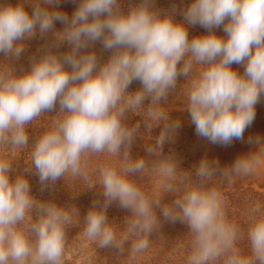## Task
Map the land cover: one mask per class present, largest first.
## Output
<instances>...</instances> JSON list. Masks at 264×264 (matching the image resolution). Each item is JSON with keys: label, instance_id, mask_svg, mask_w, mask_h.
<instances>
[{"label": "clouds", "instance_id": "obj_1", "mask_svg": "<svg viewBox=\"0 0 264 264\" xmlns=\"http://www.w3.org/2000/svg\"><path fill=\"white\" fill-rule=\"evenodd\" d=\"M72 2L77 6L71 17L59 9L61 0H33L31 14L23 4L0 6L4 58L19 60L26 41L52 36L42 55L31 58L28 71L0 73V147L28 146L27 126L59 101L62 118L32 147V167L42 185L65 174L82 175L86 153L116 155L122 146L127 148L136 130L122 124L126 111L139 109L145 101L155 106L166 100L181 77L190 79L188 113L197 136L225 145L243 139L264 95V0H191L179 10L157 9L155 0L130 3L126 10L121 0ZM177 11L181 21L175 19ZM56 22L62 30H54ZM197 25L207 34L189 38L188 28ZM221 26L225 36L216 35ZM97 42L111 53L102 64L90 50ZM64 45L68 51L59 52ZM233 64L243 65V73ZM133 81L141 87L128 94ZM179 127L178 122L166 125L156 149L149 151L162 149ZM250 142L264 152V139ZM124 155L127 159V150ZM262 162L260 155L240 158L233 168L247 174ZM144 166L138 159L122 172L114 167L100 170L105 203L99 209L94 205L85 217L87 239L100 247L123 242L105 213L113 201L132 212L129 235L153 230L157 220L152 202L126 178ZM12 171L10 161L0 158V264H62L70 214L55 204L37 202L26 176L11 180ZM162 172L171 177L174 168L164 165ZM197 174L210 175L208 164L202 162ZM33 209L37 219L28 223ZM162 213L167 220L187 224L193 235L187 264H215L225 256L224 264H264V217L248 231L251 257L242 256L236 248L237 228L226 221L218 192L193 188ZM148 244L147 238H140L132 251L141 252Z\"/></svg>", "mask_w": 264, "mask_h": 264}, {"label": "trees", "instance_id": "obj_2", "mask_svg": "<svg viewBox=\"0 0 264 264\" xmlns=\"http://www.w3.org/2000/svg\"><path fill=\"white\" fill-rule=\"evenodd\" d=\"M179 87L178 84V88L175 87L174 90L181 89ZM138 89L139 87H134L131 94ZM152 107L150 101H145L139 109L126 111L122 124L128 129L136 130L131 144L127 148L122 146L120 153L116 155L107 152L84 154L81 158L82 175L72 176L69 173L55 183L42 185L32 167L33 145L53 127L54 121L62 118L59 101L54 109L43 113L27 126L28 146L21 149L5 147L6 154L0 153L2 156L0 158L7 159L12 165L13 171L9 174L11 180L17 175H25L30 184V194L37 202L55 204L70 214V223L65 226L66 242L62 264H187L188 256L192 251L193 235L187 224L179 220L172 222L165 219L162 208L174 207V202L193 188L202 191L214 190L220 194L226 221L234 225L238 231L236 248L242 256L251 257L248 231L258 219L264 217V179L249 181L243 187L227 188L218 182L213 184L206 179V176L196 175L200 166L197 163L198 153L194 155L186 153L183 157L184 161L176 165L172 164L173 159L170 161L165 159L164 156L168 154L166 140L162 149L156 150L157 154L143 153L147 148L139 149L138 144L146 139L149 146L156 149L157 140L166 125H170L160 123L154 127H147L144 118ZM186 144L189 147V140L184 143ZM183 148L184 146L180 149ZM125 150L128 152L127 159L124 155ZM12 154L15 156L11 157ZM138 159L144 161V168L138 172L128 173L126 178L152 202L157 223L150 233L129 235L127 221L131 219L132 212L130 209L120 207L117 201H113L105 209V213L117 240L123 242L119 246L100 247L97 242L83 235L88 212L94 205L99 209L105 203L103 187L100 184V170L104 167H114L118 172H122L129 161ZM164 165H171L174 168L171 177L163 174ZM30 216L31 220L28 223H34L38 212L33 209ZM27 234L30 240L35 239L34 233L29 231ZM125 236H128L126 240ZM140 238L148 239V247L134 253L132 246ZM67 254L71 255L70 259L66 258ZM225 259L226 256L221 257L215 264H224Z\"/></svg>", "mask_w": 264, "mask_h": 264}, {"label": "rangeland", "instance_id": "obj_3", "mask_svg": "<svg viewBox=\"0 0 264 264\" xmlns=\"http://www.w3.org/2000/svg\"><path fill=\"white\" fill-rule=\"evenodd\" d=\"M122 6L127 9L130 3H138L139 0H121ZM191 0H155V7L160 10H170L173 6L176 9H182ZM16 6L17 4H23L25 10L31 14L33 0H0V6L3 5ZM77 4L73 3L72 0H61L58 5L59 9L68 14L71 17L72 13L75 11ZM177 21L182 20L180 12L177 11L175 15ZM63 25L60 22H56L54 30H62ZM189 38L205 35L207 30L200 27L199 25L195 27H189ZM216 35L225 36L223 32V26L215 30ZM52 42L51 33L46 37L37 36L34 39L26 41V51L23 53L19 60H10L4 58L0 54V73L14 70L17 75L22 72L28 71L31 65L32 57H39L43 53V49L47 47ZM56 50V49H54ZM91 50H94L98 56L99 63H104L110 56V52L102 48V44L97 42L92 46ZM59 52L68 51L67 45H64L58 49ZM234 70H237L241 74L243 73V65H232ZM139 81H133L128 90V94L134 87H141ZM177 90L170 91L166 100L161 101L157 105L152 107L151 112L153 114H148L144 118V124L149 126H155L157 124L164 123H175L178 122L180 127L172 133L171 138L166 140L167 145V155L165 159L174 161L172 164L176 165L184 161L183 157L187 153L188 155H194L198 153V165L202 162L207 163L209 166L210 175L206 176V179L216 184H224L227 188L230 187H243L245 183L254 180L264 179V162L259 165H255L253 170L247 174L238 173L234 170L233 164L236 160L240 158H255L260 155L264 157V152L261 150V146L250 142L254 141L255 138L260 137L264 139V95L261 96L259 102L256 105V115L253 123L248 127L242 140H233L230 144H213L207 139L197 136L195 131V126L191 122L190 115L188 113V101H187V91L190 85V79L181 77L178 79L176 87ZM155 113H162V116H156ZM189 133H192L191 135ZM189 140V147L184 145L185 142ZM183 150L180 148L183 147ZM138 148H147L143 153L157 154V151H149V149H154L153 146H149L146 139L142 140L138 144ZM5 147H0L1 155H5ZM187 151V152H186ZM14 153V152H13ZM0 155V156H1ZM15 155L12 154L11 157ZM2 157V156H1ZM197 175V172H196ZM255 187V186H253ZM71 255L67 254L66 258L70 259Z\"/></svg>", "mask_w": 264, "mask_h": 264}]
</instances>
